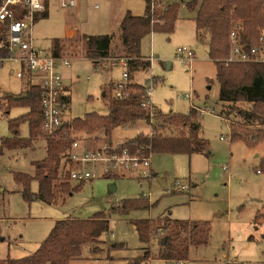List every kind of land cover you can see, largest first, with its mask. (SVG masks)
Segmentation results:
<instances>
[{
    "label": "rangeland",
    "instance_id": "374dc122",
    "mask_svg": "<svg viewBox=\"0 0 264 264\" xmlns=\"http://www.w3.org/2000/svg\"><path fill=\"white\" fill-rule=\"evenodd\" d=\"M189 1L192 0L180 1L172 31L157 30L142 39L141 56L152 58V62L134 76L140 84L149 75L163 79L153 94L162 118L198 108L200 134L208 140V148L191 155L153 153V175L148 178L100 177L86 181L79 190L60 193L52 203L36 196L26 200L23 184L16 178V173H35L33 162L47 156L46 140L39 137L28 147L4 150L0 155V224L5 239L0 241V261L32 254L57 220L88 219L105 212L109 231L99 243L85 244L81 257L71 264H129L144 259L147 252L151 258L140 264H175V260L158 258L162 234L153 235L149 242L141 240L136 224L142 219H149L156 229L171 221L209 222L206 242L189 241L179 264H264V141L254 147L242 140L231 141L229 122L222 117L223 106L228 102L221 99L222 88L216 64L209 57L208 37L205 41L197 38L195 11L186 5ZM43 3L44 14L34 22L32 41L36 48L50 54L58 44L60 57L69 59V66L58 65L70 96L63 120L88 113L108 114L104 90L123 80L125 66L118 62L96 68L84 56L85 37L117 31L125 12L144 14L146 0H75V5L68 7L61 5L62 0ZM96 4L98 8L94 7ZM183 46L195 50L191 72L175 57L177 48ZM12 67L8 64L0 69V98L20 95L30 84H36L34 72L27 70L23 78H17L10 72ZM188 93H193L191 100L186 97ZM26 112L21 106H13L7 115L0 110V140L12 135L9 120ZM145 124H137L145 128L140 134L151 136ZM19 130L20 136L29 135L27 123ZM137 131L119 127L111 138L123 142ZM177 181L185 184L187 190L173 191ZM31 191H39L36 180L31 183ZM149 193V209L138 208L126 214L111 211L114 205ZM93 244L102 249L93 252Z\"/></svg>",
    "mask_w": 264,
    "mask_h": 264
},
{
    "label": "trees",
    "instance_id": "16d2710c",
    "mask_svg": "<svg viewBox=\"0 0 264 264\" xmlns=\"http://www.w3.org/2000/svg\"><path fill=\"white\" fill-rule=\"evenodd\" d=\"M180 1L146 0L144 14L125 12L117 31L85 37L84 56L96 68L116 65L122 59L128 62L130 77L122 90L123 95H115L118 83H111L104 90L108 114L88 113L84 117L64 120L59 132L48 135L42 129L44 111L39 85L30 84L23 92L26 97L7 95L0 98L3 115H7L13 106L27 109L25 114L9 120L12 135L0 140V155L4 150L28 147L39 137L46 140L47 156L33 162L35 173H16V178L23 184L22 193L26 200L36 196L52 203L60 193L79 190L85 184L86 181L73 185L68 172L71 166L70 150L77 139H82L88 148H95L104 141H112L111 136L117 128L146 122L148 110L142 105L143 87L132 79L134 72L152 62L141 56V41L154 31L170 32L175 28ZM186 5L195 11L197 38L205 41L208 37L209 57L216 64L217 79L222 88L221 99L228 102L223 106L222 117L229 122L231 141L242 140L249 147H254L264 141V62H227V58L230 55L229 35L233 30L237 32L243 50L250 52L251 48L260 44V36L264 34V0H192ZM54 46L53 55L60 57L59 45ZM112 60H116V63L112 64ZM64 92L63 100L69 103L66 86ZM199 115V109L191 107L187 114H168L162 118L156 109L154 133H158L152 137L137 133L121 143L131 153L143 155L156 152L189 155L204 152L209 142L200 134ZM24 123L29 126L27 137L19 135L20 126ZM33 180L38 182L37 193L31 191ZM150 207L148 198L142 196L114 205L111 211L126 214L134 209ZM109 227V216L105 212L88 219L57 220L36 251L21 258H6L0 264H70L81 257L85 244L99 243ZM136 228L141 240L146 242L153 235L162 234L158 258L178 262L187 250L189 241L198 244L206 242L210 224L208 221H171L156 229L149 219H142ZM4 239L0 224V241ZM101 249L99 245L92 247L93 252ZM149 258L147 252L144 259ZM144 259L138 258L129 264H140Z\"/></svg>",
    "mask_w": 264,
    "mask_h": 264
},
{
    "label": "built area",
    "instance_id": "2783aa9c",
    "mask_svg": "<svg viewBox=\"0 0 264 264\" xmlns=\"http://www.w3.org/2000/svg\"><path fill=\"white\" fill-rule=\"evenodd\" d=\"M63 7L75 5V0H62ZM96 7H99L97 5ZM43 0H1L0 1V69L12 64L11 74L23 78L27 70L35 73L36 84L42 89V107L44 111L43 130L48 135L59 132L63 125V113L69 103L63 100L64 80L58 70V65L69 66V59L57 57L36 48L33 45V26L35 20L44 14ZM230 55L227 62H264V34L260 36V44L251 48L250 52L243 50V44L235 30L229 35ZM176 59L184 63L189 71L193 69L195 50L190 47H178ZM152 60V58H150ZM116 60H112L115 64ZM120 63L125 66L122 74L123 80L118 83L115 95H123L129 80V67L126 59ZM163 79L154 75L145 77L141 84L143 87L142 105L148 110L146 129L150 137L155 130L156 106L153 102L154 89ZM191 100L193 93L186 94ZM209 113L208 110H202ZM125 129L137 128V133L145 131L143 126L137 124L126 125ZM230 136V134H229ZM224 137H222L223 139ZM71 166L70 179L77 182L90 181L105 176L131 177L136 179L148 178L152 175L151 154L143 155L131 153L122 143L117 141H104L95 148H88L82 139H77L69 154ZM226 169V167H224ZM187 186L179 181L174 183L173 191H185ZM150 195L145 196L150 200ZM175 264H179L176 262Z\"/></svg>",
    "mask_w": 264,
    "mask_h": 264
},
{
    "label": "crops",
    "instance_id": "0c3cea01",
    "mask_svg": "<svg viewBox=\"0 0 264 264\" xmlns=\"http://www.w3.org/2000/svg\"><path fill=\"white\" fill-rule=\"evenodd\" d=\"M96 6H97V4H96L94 7H95V8H98V7H96ZM71 33H73V32H71ZM134 73L136 74V72H134ZM133 75H134V74H133ZM132 79H133L134 82H138V81H135V76H134ZM116 83H119V82H116ZM138 83H139V82H138ZM74 260H75V259H74ZM72 262H73V260H72ZM72 262H71V263H72ZM71 263H70V264H71Z\"/></svg>",
    "mask_w": 264,
    "mask_h": 264
},
{
    "label": "water",
    "instance_id": "95a60500",
    "mask_svg": "<svg viewBox=\"0 0 264 264\" xmlns=\"http://www.w3.org/2000/svg\"><path fill=\"white\" fill-rule=\"evenodd\" d=\"M103 95H104V93H103ZM15 97H26V93H23V94L17 95V96H15Z\"/></svg>",
    "mask_w": 264,
    "mask_h": 264
}]
</instances>
